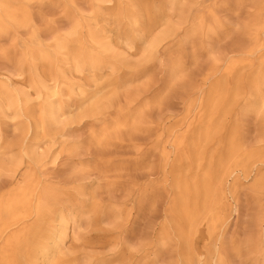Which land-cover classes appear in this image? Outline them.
<instances>
[{
	"label": "rangeland",
	"instance_id": "obj_1",
	"mask_svg": "<svg viewBox=\"0 0 264 264\" xmlns=\"http://www.w3.org/2000/svg\"><path fill=\"white\" fill-rule=\"evenodd\" d=\"M0 2L27 17L0 31V198L28 176L32 205L65 223L67 264H264V164L194 231L178 218L171 145L251 47L264 0ZM221 125L243 147L264 139L252 105Z\"/></svg>",
	"mask_w": 264,
	"mask_h": 264
},
{
	"label": "bare ground",
	"instance_id": "obj_2",
	"mask_svg": "<svg viewBox=\"0 0 264 264\" xmlns=\"http://www.w3.org/2000/svg\"><path fill=\"white\" fill-rule=\"evenodd\" d=\"M0 3V31L9 24L26 23L24 11ZM261 16L251 33V47L237 58L228 57L223 78L212 84L200 103L202 111L171 142L178 152L176 158L179 156L175 167L178 218L194 231H204L203 219L221 213L224 186L232 187L239 180V172L258 177L264 164V139L243 147L236 128L221 125L236 106L252 105L264 111V52L259 41L264 14ZM94 97L84 112L97 109L101 98L97 93ZM216 142L221 148L209 152ZM26 176L21 174L22 179ZM14 184L0 198V264H67L69 256L62 247L66 230L60 212L49 213L40 198L32 205V195L38 193L28 176L23 186ZM178 226L179 231H185L181 224ZM188 237L187 233L186 240Z\"/></svg>",
	"mask_w": 264,
	"mask_h": 264
}]
</instances>
